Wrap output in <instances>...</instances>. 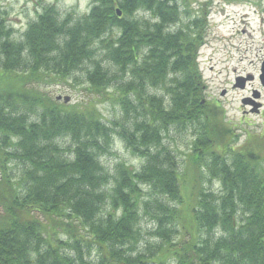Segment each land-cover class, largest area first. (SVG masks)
Here are the masks:
<instances>
[{
    "label": "trees",
    "instance_id": "trees-1",
    "mask_svg": "<svg viewBox=\"0 0 264 264\" xmlns=\"http://www.w3.org/2000/svg\"><path fill=\"white\" fill-rule=\"evenodd\" d=\"M185 2L92 0L79 17L44 4L19 39L0 9V264H264V137L236 147L215 127L196 62L209 6L184 23ZM80 73L120 119L33 88ZM171 127L194 134L182 168ZM114 139L139 169L108 172ZM140 213L159 242L134 252Z\"/></svg>",
    "mask_w": 264,
    "mask_h": 264
},
{
    "label": "rangeland",
    "instance_id": "rangeland-1",
    "mask_svg": "<svg viewBox=\"0 0 264 264\" xmlns=\"http://www.w3.org/2000/svg\"><path fill=\"white\" fill-rule=\"evenodd\" d=\"M92 0H0V9L5 13L8 25L13 28V37L19 39L26 30L30 21L36 18L41 6L54 4L61 16L68 12L73 17L86 14L91 7ZM209 6V13L205 16L208 26L205 29L203 44L198 49L196 62L201 74L203 87L202 103L208 105L213 115L214 125L218 129L230 132L236 147L250 143L257 144L256 138L264 137V87L259 81L261 64L264 62V0H186L181 5L180 11L184 12L182 18H202V9ZM186 11V12H185ZM139 16L148 19V13L139 12ZM188 21V20H187ZM175 27H172L173 30ZM112 69V68H111ZM243 81V88L238 83ZM12 80L7 75L0 74V90L12 87ZM17 86V85H16ZM33 88L52 100L58 96L63 101L68 97L67 104L83 105L93 101L105 120H118L121 117L119 106L115 100L91 91L85 82L84 75H76L66 82L39 83ZM90 89V90H89ZM112 89L108 90V95ZM151 93L166 94L165 90L150 89ZM258 92L262 103V113H244L248 109L242 108V100ZM111 96V95H110ZM192 128L186 127L176 130L171 127L164 134L163 142L168 145L179 160L180 168L185 160L186 153L190 150L193 141ZM224 139L225 144L231 140ZM260 145H264V138ZM216 148V147H214ZM102 163L111 174L115 165L125 162L136 170L139 169L142 159L134 156L119 139H114L113 150L105 154ZM20 172L19 167L13 170L14 175ZM206 187L217 190L216 182L206 183ZM147 192V189H145ZM160 197L158 194H154ZM163 203H170L162 198ZM139 227L141 237L139 248L134 252L142 251L145 244L158 243L152 235L154 222L146 213H140ZM44 221L42 216H38ZM64 236V235H63ZM64 238H66L64 236ZM133 250V248L131 249ZM145 251V250H144Z\"/></svg>",
    "mask_w": 264,
    "mask_h": 264
},
{
    "label": "water",
    "instance_id": "water-1",
    "mask_svg": "<svg viewBox=\"0 0 264 264\" xmlns=\"http://www.w3.org/2000/svg\"><path fill=\"white\" fill-rule=\"evenodd\" d=\"M116 14H117V16H120V15H121V11H120L119 9H117V10H116ZM259 81H260L261 86L264 87V62L261 64L260 75H259ZM237 86L240 87V88H243V81H241V83H238ZM259 96H260V95H259L258 92H255V93H253V95H252V97H253L254 99H258ZM56 99H57V100H60L61 97L58 96ZM63 101H64V102H68V97H64V98H63ZM242 103L245 104V101L242 100ZM253 106H254V108L251 110V112H256V111H257V108L260 106V104H259V103H254Z\"/></svg>",
    "mask_w": 264,
    "mask_h": 264
},
{
    "label": "flooded vegetation",
    "instance_id": "flooded-vegetation-1",
    "mask_svg": "<svg viewBox=\"0 0 264 264\" xmlns=\"http://www.w3.org/2000/svg\"><path fill=\"white\" fill-rule=\"evenodd\" d=\"M259 99H260V96H259L258 99H254L252 96L251 97H246L245 99H243L245 101V104L242 103V108L243 109H248L247 111H244V113L248 112V113H252V114L254 113L256 115L261 114L262 113L261 109H262L263 105H262V103L260 102ZM254 103H259L260 106L257 108L256 112H251V110L254 108V106H253Z\"/></svg>",
    "mask_w": 264,
    "mask_h": 264
}]
</instances>
